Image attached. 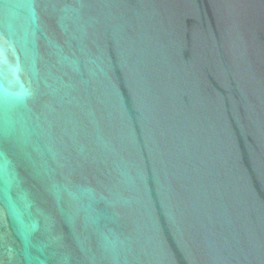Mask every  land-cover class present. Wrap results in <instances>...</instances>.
Returning a JSON list of instances; mask_svg holds the SVG:
<instances>
[{"label": "water", "instance_id": "water-1", "mask_svg": "<svg viewBox=\"0 0 264 264\" xmlns=\"http://www.w3.org/2000/svg\"><path fill=\"white\" fill-rule=\"evenodd\" d=\"M0 264H264V0H0Z\"/></svg>", "mask_w": 264, "mask_h": 264}]
</instances>
